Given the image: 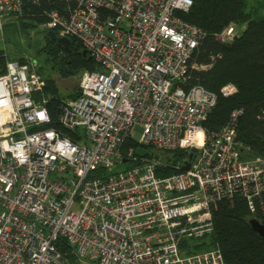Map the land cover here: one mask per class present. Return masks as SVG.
Returning <instances> with one entry per match:
<instances>
[{"label":"built area","instance_id":"built-area-1","mask_svg":"<svg viewBox=\"0 0 264 264\" xmlns=\"http://www.w3.org/2000/svg\"><path fill=\"white\" fill-rule=\"evenodd\" d=\"M0 0L3 19L24 3ZM192 0H75L49 11L47 27L76 38L98 69H84L75 96L50 115L44 77L9 59L0 74V264H225L219 247L199 248L223 199L256 210L264 156L242 157L241 108L218 130L203 121L216 94L184 87L203 31L184 21ZM242 27L216 33L229 43ZM204 66V65H201ZM236 92L233 83L220 88ZM141 127L136 139L131 130ZM126 139L135 148L123 150ZM192 146L190 167L156 175L151 152ZM247 149V147H244ZM132 161V165L123 163Z\"/></svg>","mask_w":264,"mask_h":264},{"label":"trees","instance_id":"trees-1","mask_svg":"<svg viewBox=\"0 0 264 264\" xmlns=\"http://www.w3.org/2000/svg\"><path fill=\"white\" fill-rule=\"evenodd\" d=\"M75 0H39L37 3L26 1L21 13L12 14L14 21L25 30L38 27L49 20V11L61 9ZM192 0L187 12L178 15L203 31V37L194 48L184 87L199 85L216 94V101L203 121L206 132L218 130L228 120L231 110L241 108L238 116L235 138L244 146L242 157L264 156V0ZM233 23L242 26L239 34L229 43H222L216 33L225 25ZM40 27V26H39ZM44 44L40 51L49 56V68L56 70L61 77L80 74L84 69H98L95 61L86 53L79 40L70 38L69 48L57 43L55 28L40 27ZM12 59L5 47H0V74L5 64ZM17 60L25 62L24 57ZM204 65V66H201ZM45 79L43 95L45 106L50 115L46 124L60 133L67 131L58 123V107L63 97L75 96L77 85L64 96L59 93L55 79L49 74L40 73ZM233 83L236 92L223 96L220 88ZM138 144L126 139L123 150ZM144 147V146H143ZM147 155H151L149 147ZM185 149L161 151L160 164L156 175L162 176L180 169L176 166L187 156ZM132 161L128 165H132ZM250 218L264 224V191L255 211L250 212L245 200L236 195L232 200H220L213 209L212 233L206 236L199 248H220L225 264H264V238L260 237L249 225Z\"/></svg>","mask_w":264,"mask_h":264},{"label":"rangeland","instance_id":"rangeland-1","mask_svg":"<svg viewBox=\"0 0 264 264\" xmlns=\"http://www.w3.org/2000/svg\"><path fill=\"white\" fill-rule=\"evenodd\" d=\"M249 2H253L250 0ZM253 4V3H252ZM49 15V14H48ZM14 18L9 15L3 19V29L0 32V47H5L8 53H10L12 59H17L18 57H24L26 62L33 64L34 69L42 74L49 73L56 82L58 91L60 94L66 96L70 90H72L76 85L79 78V74H75L69 77H61L57 74L56 70L49 68V56L40 51V47L44 44L43 34L38 30L40 27H47V22L40 24L38 27L31 26L25 30ZM238 28L242 27L236 25ZM9 60V59H8ZM132 135L138 139L141 135V127L139 125H134L131 130ZM185 149V148H182ZM137 152L142 156L147 155L148 149L145 147H138ZM154 156L161 152L158 150H153L149 148ZM159 160L160 157L156 156ZM123 166H127L128 162L123 163Z\"/></svg>","mask_w":264,"mask_h":264},{"label":"water","instance_id":"water-1","mask_svg":"<svg viewBox=\"0 0 264 264\" xmlns=\"http://www.w3.org/2000/svg\"><path fill=\"white\" fill-rule=\"evenodd\" d=\"M57 43L64 46L65 48H69L70 46V38L65 36H58L57 37ZM84 55H86V51H82ZM197 152V147L192 146L188 152L187 159L184 161V163L181 166L182 170H186L190 167L191 161L194 158L195 154ZM250 227L262 238H264V224L261 223L256 218H250L248 221Z\"/></svg>","mask_w":264,"mask_h":264}]
</instances>
